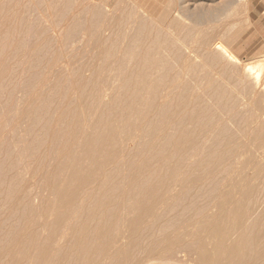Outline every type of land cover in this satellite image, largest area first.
<instances>
[{
	"label": "rangeland",
	"instance_id": "374dc122",
	"mask_svg": "<svg viewBox=\"0 0 264 264\" xmlns=\"http://www.w3.org/2000/svg\"><path fill=\"white\" fill-rule=\"evenodd\" d=\"M3 3L5 15L0 19V31L9 37V44L16 43L12 37L22 36L15 31L21 17L35 18L41 24L40 30L29 33L27 44L19 49L15 68H11V47L0 55V264H129L130 259L147 254L158 257L148 264H168L159 259L168 249L185 244L193 246L188 254L193 259L194 246L204 240L202 220L231 206L242 215L253 212L243 217L246 220H240L234 212L232 218H221L235 227L230 238L234 239L244 227H249L251 235L264 230V70L254 82L255 73L247 69L264 55V0ZM174 11L188 14L187 26H169ZM92 13L99 24H91ZM141 17L150 29L138 35ZM52 23L61 33L58 41ZM161 24L171 29L167 31ZM73 26L76 30L72 39L63 42L66 30ZM163 29L169 46L157 50L155 57L169 61L173 68L170 75L180 78L177 84L191 79L186 93L191 102L186 108L177 106L181 87L164 89L167 83L159 87L155 104L170 103L164 104L170 114L164 118L156 106L152 109L147 105V90L140 96L143 103H134L135 109L123 106L132 101L129 98L133 95L117 75L115 62L126 48H132L135 56L151 44L149 33H163ZM172 35L180 38L178 43L184 42L195 50L200 56L197 61L188 62L187 55L181 56L172 48ZM216 39L237 61L224 62L219 55L221 68H216L221 75L213 71L211 76L219 87L215 90L204 86L205 79L200 80L210 64L203 67L200 60L208 61V51ZM44 44L41 55L31 56V69L22 72L30 50ZM109 53L112 55L108 59ZM128 60L125 67L135 68L133 58ZM189 65H194L193 70ZM165 90L168 95H164ZM201 101L211 121L205 124L204 133L197 117ZM233 101L236 105L231 108ZM174 105L180 109L175 110ZM192 113L193 118L183 125L195 135L200 133L191 140L196 142L197 150H202L203 169L196 168L189 175L182 171L184 168L179 169L172 184L175 189L171 185L158 194L149 212L131 211L128 196L137 190L130 187L133 171L129 164L141 166L146 158L153 166L175 164L181 155L173 149L179 141V128L171 123L177 116ZM223 126L228 131L220 136L221 145L205 154L212 145L213 131ZM127 132L135 133V138L123 140ZM106 135L116 145L114 155L107 158L99 152L88 156L85 148L94 145L90 139L96 141ZM168 135L173 137L169 142L165 140ZM138 144L141 151L137 150ZM196 159L198 155L186 157L184 163L189 165ZM92 163L99 166L96 171H73ZM76 172L82 180H73ZM157 173L164 175L165 171ZM219 190L234 194L231 204L218 210L211 205ZM89 215L105 216L110 226L114 224L120 230L124 226L129 236L122 240L123 245L120 242L115 250L110 246L104 252L100 241L106 228L94 230L96 221L91 222ZM70 224L75 226L73 231ZM85 237L91 238L87 249L93 246L88 253L79 249ZM45 242L48 250L42 248ZM209 244L211 247L210 241ZM119 246L122 251L116 256L114 251Z\"/></svg>",
	"mask_w": 264,
	"mask_h": 264
},
{
	"label": "bare ground",
	"instance_id": "6f19581e",
	"mask_svg": "<svg viewBox=\"0 0 264 264\" xmlns=\"http://www.w3.org/2000/svg\"><path fill=\"white\" fill-rule=\"evenodd\" d=\"M3 2L4 0H0V19L4 18V15H5V7H4ZM27 10L29 11V9ZM187 15L185 12L174 11L173 19H169V26L176 27V28L187 26V22L185 21L186 19H188ZM90 22L92 25H94L95 23L99 24V19L96 14L94 13L91 14ZM40 24L41 22L37 21L35 18L31 19V18L21 17V19H19V21L17 22L18 27H16L15 31H16V34L20 32L22 36L16 35V37H12L13 42H16L14 44H9L10 42L9 37L0 31V55L5 50L6 47H11L9 54H10V58L13 64V66L11 65L12 69L15 68L14 67L16 63L15 59L18 55L19 49L27 44L29 40V33L38 32L40 30L39 29ZM52 24H53L52 31H56L54 32V36H55L54 38L57 40L61 36V33L56 28L55 23H52ZM161 25L162 27H165V25L163 24ZM148 26L149 25L146 22L145 18L141 17L139 24H138V28H137L138 35H142L146 31H148L150 29V27ZM169 26L165 27L167 31L171 29ZM75 30H76V26L68 28L66 30L65 40H63V42L66 43L70 41L74 35L73 33L75 32ZM166 30L163 29V33L161 30L154 31L153 33H149L150 35L147 38L151 40L150 42L151 44L147 45L145 48L140 49L139 52L135 56H133L134 53H131L132 48L131 49L126 48L123 52L122 57L115 59V62L117 63V69H116L117 75L122 78L123 85L132 90V95H133V97L129 98V99H132V101L131 102L126 101L128 104L123 105V106L127 108H131L132 110L135 109L136 107H134V103L142 104L143 101L140 98V96L143 94V91L147 90V92L150 94V97L147 101L148 102L147 105L152 109L156 106L155 110L158 108L157 109L158 114L162 118L170 115L166 113L168 109H166L164 106V104H170V103L155 104V102H156V99L158 98V95H160L159 87L163 86L164 84L167 83V86H165L164 89L176 88V87H181L183 89V91L178 96L179 102L177 106L181 108H186L191 102L188 99V96H186V93L191 88V82L189 81L191 79L189 80L187 79L186 81L184 80L182 81V83L177 84L176 82H178L180 78H178V76H175V75L173 76L170 75V73H172L173 71V68L169 64V61L165 58L155 57L157 50H159L161 47L169 46V43L165 39V37H167L165 35ZM172 32L173 31L170 30L171 34ZM173 34H175V32H173ZM131 39H133V37H131L130 40ZM171 39L174 40L173 44H170L172 48L173 49L176 48L177 53L179 52L181 56L187 55V59H189L188 62L197 61V59L200 57L195 52L194 49L188 47V45H186L184 42L178 43L181 40L179 37H177V35H172ZM43 49H45V44L43 46H40V45L34 46L30 50V52L27 54L29 58L27 59L26 64L23 66L21 70L22 72L24 70L29 71L31 69V62H32L30 59L31 56L38 57L39 55H41V52ZM208 52L211 53V55H207L208 61H206L205 59H204L205 61L200 60L203 67L206 66L207 62L210 63L208 65L209 67L206 68L207 71L202 76H200V80L205 79L206 84H204V86H208L209 88L216 90V89H219V87L216 84V82L212 80L211 76H213L214 74H218V76L221 75L220 72L216 68V67L221 68V64H220L221 61L219 59V55L221 56L222 59H224L223 60L224 62L226 61L236 62L237 58L232 52H230V50L225 46V44L221 43L220 41H217V39L213 42V46ZM111 55L112 53H109L108 55H106V57L109 59ZM262 57L263 58L259 59V61L255 62L254 64L249 65L247 68L251 72L255 73V76L253 77L254 82H255V79H258L260 72L264 70V55ZM131 58H133V61L136 67L133 69H128L125 67V65L128 64V61L130 62V60L128 59H131ZM193 66L194 65H189V69L193 70ZM157 71L162 72V73L157 74L156 73ZM194 71L196 70L194 69ZM213 71H215V73ZM195 86H197V88L201 87L200 84H196ZM234 86L236 87V84ZM106 90L107 88H105L103 92H105ZM165 92L166 93H164V95L169 94L167 93V90H165ZM126 95L128 97L129 95L128 92L126 93ZM116 104L120 106L119 103H116ZM192 104L195 105L197 104V102H192ZM235 105L236 103L233 101L231 103V108H234ZM177 106L174 105L175 110L180 109ZM198 110L199 112L201 111V113H199L197 117L199 120H201V125L203 126L202 133H204L205 124H210L211 121L208 120L207 115L205 114L207 108L203 106L202 101L199 103ZM171 117L174 118V114H172ZM256 117H258V115ZM192 118H193V113L190 115H187L186 117L177 116L176 122L171 123L172 127L179 128V141L175 147L173 146V149L175 152L181 153V155L179 156V160L175 164L168 165V164L161 163L156 166H153L151 165L149 161L150 158H146L141 166L135 165L134 163L129 164V168L131 169V171H133L132 177L129 182L130 187L131 189L137 190L134 193L131 192L128 196V200L130 202L129 209L131 211H134L136 213L141 212V211L145 213L149 212L154 207L155 203L158 201L157 195L163 193L162 191L167 190L172 184H175L174 177L176 175V172L179 169L184 168L182 169V171L184 170L186 175H189L187 173L194 172L196 168L203 169L202 150L201 148L197 150L196 142L191 140V138L200 137V133L195 135V132L193 130L183 125L185 120L192 119ZM180 125H182L181 128H180ZM28 130H30V127ZM226 131L228 130L225 128V126H223L219 131H213L214 134H212V136L214 139L211 141L212 145H210V149L205 154L212 153L213 151H216L218 149V147L221 145L220 136H222V134ZM30 134L31 133H29V135ZM107 135L103 137H97L96 141L95 139L94 140L90 139V141L94 145H91L88 148H85L87 150L88 156H93L94 153H99V152L100 154L105 155L107 158H109L108 156L109 154L114 155L116 145L115 143L108 141ZM132 136L134 137L135 133L127 132L123 135V140L132 139L133 138ZM171 138L173 137L168 135L166 136L165 140L169 142ZM183 148L185 149V152H183ZM137 150L138 151L142 150L139 144L137 145ZM6 152H5V155H7ZM11 153L13 154L14 152H11ZM195 155H198V159H196L192 164L186 165L184 163V158L193 157ZM7 156L11 158L10 153H8ZM98 168L99 166L97 164L92 163L91 165H88V166L83 165L81 167H78L73 171H96ZM156 171L157 172L165 171V173L163 175L161 173H157ZM19 173H22V172L19 171ZM138 173H141V176ZM74 177L75 178L73 180H77V178L80 180L83 179L82 175L79 172L74 173ZM179 184H182V183L179 182ZM172 186L175 189V185H172ZM232 193L234 194V192L219 190L218 193L215 195L213 205L211 206H214L215 208L219 210L223 208L225 204L230 205L232 202ZM233 212L237 213L240 216V220H246V218H248L253 211L249 210L245 212L244 215H242V213L240 214V212L236 210L235 206H231V207H227L225 209V212L223 213L213 212L212 214L207 216V218L202 220L201 230L204 233V240L203 241L199 240V242L196 244V247L194 246L195 248L194 256L195 257L193 256V259L188 258V254L191 253L193 246L192 245L189 246L185 244L184 246H179V248L168 249L166 251L165 256L163 258H160L159 261H166V263L168 264L169 263H174V264H261L262 262H264V230L263 231L260 230V232L257 235H254V234L251 235L248 233L249 227H244L234 239L230 238L231 236L230 234L235 230V227L234 225L228 224L226 220L224 221L221 218L222 217L232 218L234 216V214L232 215ZM243 217H246V218L244 219ZM89 218H92L91 222L96 221L94 230H104L106 228L101 234L103 236V240L100 241L101 247L104 252L105 251L108 252L110 250V246H113L115 250V248H117L115 247V245L119 244L120 242L122 243V240L129 236L127 233L128 231L124 226H123V229L121 230L114 228V224L110 226L111 222L107 221V219H105V216L101 217V216L95 215L91 217L89 215L88 219ZM236 220L237 218L233 219V221H236ZM253 225L255 226L254 222H253ZM84 228L88 229V226H84ZM74 229H75V226L73 225L71 226L70 224V230L73 231ZM89 240H91L90 237H85L79 247V249H81L85 253L90 252L93 248V246L90 245L89 249H87L88 248L87 241L89 242ZM208 240L211 242V247H210ZM121 246H119L120 248L118 247V249L114 251V254L116 256L120 255L122 251ZM42 248L44 250H48V243L45 242ZM156 259H158V257L156 258V257H153L151 254H147V256L135 257V258L130 259L129 264H148V263H151L152 260H156Z\"/></svg>",
	"mask_w": 264,
	"mask_h": 264
}]
</instances>
